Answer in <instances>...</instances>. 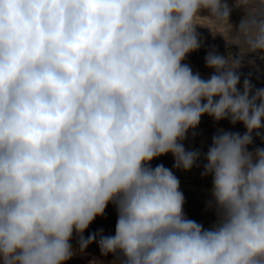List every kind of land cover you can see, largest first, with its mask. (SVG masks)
Listing matches in <instances>:
<instances>
[{"label":"clouds","instance_id":"1","mask_svg":"<svg viewBox=\"0 0 264 264\" xmlns=\"http://www.w3.org/2000/svg\"><path fill=\"white\" fill-rule=\"evenodd\" d=\"M200 19L245 53L209 49L208 78L186 62ZM249 55L264 60V0H0V264H67L74 235L110 264H264V88L242 77ZM205 115L245 132L186 149ZM168 154L185 172L203 161L210 227L187 217L173 170L151 166ZM110 204L114 235L85 237Z\"/></svg>","mask_w":264,"mask_h":264},{"label":"rangeland","instance_id":"2","mask_svg":"<svg viewBox=\"0 0 264 264\" xmlns=\"http://www.w3.org/2000/svg\"><path fill=\"white\" fill-rule=\"evenodd\" d=\"M232 3V0H229ZM243 16L242 10L234 9L230 16V23L234 26L238 25ZM198 23L205 27H197V32L203 40V46L197 52L191 53L187 58V63L190 64L194 72L209 73L212 75V70L205 65V56L207 51L211 48H215L216 51L223 55L228 56L229 59L232 56L244 55V49L242 46L230 45L232 43L230 36V26L217 27L212 25L206 19L198 20ZM211 29V31L208 28ZM204 29V30H203ZM206 30V31H205ZM253 56L249 55L245 57V63L240 69L243 76L251 74V82L255 88H264V60L256 59V66L249 65L248 59H252ZM242 83V82H241ZM225 129L227 131L239 132L243 134L245 128L242 124L235 126L231 125L229 121L224 120L220 122L214 121L211 117L205 115L201 118V123L195 130V134L189 132L187 140L184 142L185 147L188 150L199 149L201 153H206L208 147L211 145L213 135L218 134L219 129ZM254 147H264V141L260 138L254 139ZM251 150V149H250ZM200 167H194L191 171L176 170L173 168L174 158L171 154L154 159L151 162V166L155 167L158 164H163L165 167L172 169L174 174L180 180V188L185 196L184 211L189 219H193L198 223H202L205 228L210 227L215 221V216L211 211L206 210V202L211 199L210 189L212 186L211 176L202 177V164ZM117 220L116 209L113 205H109L106 209L103 217H98L89 229L84 233L87 237L90 233L99 232L103 230V235H114L115 225ZM73 248L77 249L76 254L70 259L67 264H110L113 260L111 255L102 256L97 243H92L86 250L80 252L78 250V237L74 235L71 241Z\"/></svg>","mask_w":264,"mask_h":264},{"label":"bare ground","instance_id":"3","mask_svg":"<svg viewBox=\"0 0 264 264\" xmlns=\"http://www.w3.org/2000/svg\"><path fill=\"white\" fill-rule=\"evenodd\" d=\"M204 30V29H203ZM206 31V30H205ZM203 78H208L211 74L207 73H200Z\"/></svg>","mask_w":264,"mask_h":264}]
</instances>
